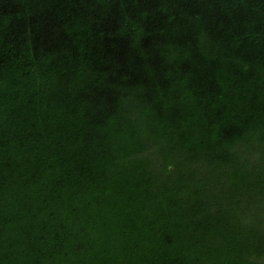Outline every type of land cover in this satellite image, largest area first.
Returning <instances> with one entry per match:
<instances>
[{"label": "trees", "instance_id": "1", "mask_svg": "<svg viewBox=\"0 0 264 264\" xmlns=\"http://www.w3.org/2000/svg\"><path fill=\"white\" fill-rule=\"evenodd\" d=\"M0 264H264V0H0Z\"/></svg>", "mask_w": 264, "mask_h": 264}]
</instances>
